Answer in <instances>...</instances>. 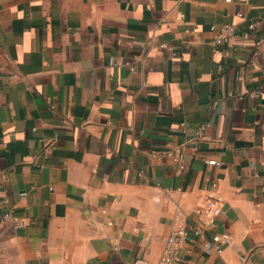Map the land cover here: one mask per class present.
<instances>
[{"label":"crops","instance_id":"crops-1","mask_svg":"<svg viewBox=\"0 0 264 264\" xmlns=\"http://www.w3.org/2000/svg\"><path fill=\"white\" fill-rule=\"evenodd\" d=\"M263 173L264 0H0V264H264Z\"/></svg>","mask_w":264,"mask_h":264},{"label":"built area","instance_id":"built-area-1","mask_svg":"<svg viewBox=\"0 0 264 264\" xmlns=\"http://www.w3.org/2000/svg\"><path fill=\"white\" fill-rule=\"evenodd\" d=\"M222 31L214 36V43L217 45H224L230 43L235 35V29L232 25H224ZM250 95L254 96V93ZM217 105V104H215ZM210 126L208 122L201 124L195 131L193 141L197 145L205 139V133ZM206 163L213 166H220L221 161L217 159L207 158ZM264 175V173H263ZM195 213L204 217L208 224L213 227L221 213V207L213 200L209 199L195 209ZM3 221L12 220L15 228L20 229L25 226L23 218L14 216L11 212L7 211L2 218ZM192 242L201 245L206 252L215 251L221 253L225 244L229 242V234L223 233L214 237H208L206 231L198 224L189 223L186 219L178 214L175 217V225L171 233L166 239L162 254L157 264H175L180 251L186 244ZM133 264H145L141 259L136 260ZM247 264V263H246Z\"/></svg>","mask_w":264,"mask_h":264}]
</instances>
